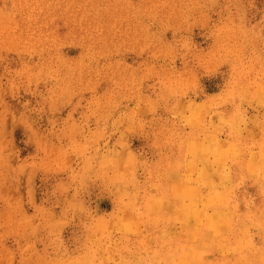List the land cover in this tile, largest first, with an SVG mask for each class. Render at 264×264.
Here are the masks:
<instances>
[{"label":"clouds","instance_id":"obj_1","mask_svg":"<svg viewBox=\"0 0 264 264\" xmlns=\"http://www.w3.org/2000/svg\"><path fill=\"white\" fill-rule=\"evenodd\" d=\"M0 264H264V0H0Z\"/></svg>","mask_w":264,"mask_h":264}]
</instances>
